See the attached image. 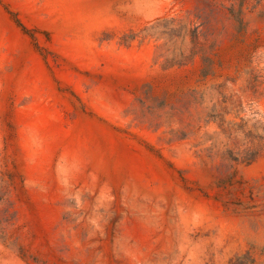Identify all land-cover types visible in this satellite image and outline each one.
<instances>
[{
    "label": "rangeland",
    "instance_id": "1",
    "mask_svg": "<svg viewBox=\"0 0 264 264\" xmlns=\"http://www.w3.org/2000/svg\"><path fill=\"white\" fill-rule=\"evenodd\" d=\"M0 264H264V0H0Z\"/></svg>",
    "mask_w": 264,
    "mask_h": 264
}]
</instances>
